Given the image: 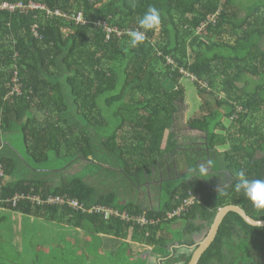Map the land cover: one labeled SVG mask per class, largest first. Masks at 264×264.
Masks as SVG:
<instances>
[{
  "label": "trees",
  "instance_id": "1",
  "mask_svg": "<svg viewBox=\"0 0 264 264\" xmlns=\"http://www.w3.org/2000/svg\"><path fill=\"white\" fill-rule=\"evenodd\" d=\"M4 1L82 11L91 22L50 17L41 9L0 8V207L108 236L117 264H188L199 245L196 235L206 236L228 204L264 220V211L234 187L240 172L264 179V0H0V5ZM149 7L160 11L161 25L133 48L127 33L139 29ZM99 21L118 31L108 38ZM15 71L20 93H11ZM185 79L195 84L198 100H188ZM181 114L185 127L205 134L203 150L179 142ZM14 132L37 165L58 158L66 165L97 160L105 163V172L113 167L132 184L162 178L168 188L158 207L147 209L132 186L104 188L77 174L55 183L30 163L20 169L15 147L2 142ZM204 158L207 171L200 176ZM169 160L170 173L159 176ZM19 171L25 175L16 176ZM22 193L27 197L14 204ZM50 195L120 215L105 218L29 197ZM141 217L149 222L140 223ZM135 243L143 249H134ZM41 254L37 242L33 258ZM198 264H264V226L229 212Z\"/></svg>",
  "mask_w": 264,
  "mask_h": 264
},
{
  "label": "rangeland",
  "instance_id": "2",
  "mask_svg": "<svg viewBox=\"0 0 264 264\" xmlns=\"http://www.w3.org/2000/svg\"><path fill=\"white\" fill-rule=\"evenodd\" d=\"M251 1V0H250ZM51 17V16H50ZM262 47L264 48V38L262 39L261 42ZM184 83L186 85V89H187V98L188 100H198V95H197V89L195 84L188 79L184 80ZM198 104V102H197ZM188 105V104H187ZM184 121H185V115L183 118V114L178 115V118H176V125H178V128H176V132L178 135V139L179 142L181 144H188L189 146H192L194 148H198V149H204L206 147V141H205V134L203 132L200 131H196V130H192L189 129L187 127H185L184 125ZM2 142H11L13 144V146L16 149V152L18 153L15 157L16 160H18V166L20 167V169H27L28 167L25 166V162L28 164L30 163V165L34 168H40L41 171L43 172V175L45 177L51 178L53 179V181L55 183H58L61 181L62 177H71L74 174H77V176H82L87 178L91 183H97V185L101 186V187H107L110 184H114V185H119L120 188H128V186H132V188L134 189L135 194H137V197H142V201L145 202L144 206L147 209H152L155 208L158 204V202H160V196L161 194H163V191H166V189L168 188V185L166 182H159L160 179L162 178H158V180L156 182H152L151 179L148 178L147 184H144L143 182L138 183V180L133 181L132 184V180H130L128 178H125V176L123 177L122 174H117V170H115L113 167L110 169L112 170V172H105V163L101 162L99 163L97 160L92 161V163L88 164L84 163V161L80 160L77 162L74 161L72 163H68L65 159L62 158H58L56 160H52L51 162H44L42 164H35L29 157L26 156L25 153V148H24V143L22 141V137L21 134L14 132L10 135H7V137L5 136V139L2 140ZM170 161V162H169ZM167 161L164 167L161 168L160 170V175H164L165 173L169 174L170 172L168 170H170L171 168V164L172 161L169 160ZM207 160L204 158V162L205 165H203L205 168H207ZM168 165V167H167ZM178 164H175L176 168H177ZM65 166L63 169L62 167ZM172 169V168H171ZM173 171H175V169H173ZM29 174H31L30 172H28ZM101 173H103L102 175H100ZM110 173V174H109ZM25 174H22L21 171H19L16 176H24ZM166 177V176H165ZM174 177V176H173ZM164 178V177H163ZM124 179V184L122 183V180ZM123 184V185H122ZM116 186V187H117ZM139 194L141 196H139ZM126 199H128V196H126ZM83 204V203H82ZM83 206L85 207V205L83 204ZM86 208V207H85ZM7 223H10L11 221V217L8 219L6 218ZM5 221V222H6ZM1 223V222H0ZM58 224V223H56ZM59 225V224H58ZM60 227H57L56 231L59 232H63V230L59 229ZM71 229V228H69ZM68 229L66 228V232L70 233V231H67ZM29 231H31V233H29V238H28V242H26L27 247L30 249L29 252V258H31L29 260L30 264H33V262H35V260L33 259V256L35 255L36 252V245L37 242L39 241V237L41 235V232H39V230H35L33 226H31L29 228ZM54 232L52 230H50L48 233L52 232L54 233V235L57 234V232ZM40 234V235H39ZM43 236V235H42ZM204 234H200V235H196V240L197 241H201L204 238ZM49 238H51V235H49ZM51 243V242H50ZM111 248L104 251V253L101 255V258L98 257H94L91 258V264L92 261L94 260L93 264H117V261L119 260V258H115L114 256V252H112ZM0 255L1 252H0ZM66 254L63 252V250L60 252V255L58 256V258H64ZM38 264H44L45 261H40L37 262ZM57 264H62L61 261H57Z\"/></svg>",
  "mask_w": 264,
  "mask_h": 264
},
{
  "label": "crops",
  "instance_id": "3",
  "mask_svg": "<svg viewBox=\"0 0 264 264\" xmlns=\"http://www.w3.org/2000/svg\"><path fill=\"white\" fill-rule=\"evenodd\" d=\"M132 195L137 196L134 192ZM139 196L141 195L139 194ZM142 200V197H138V201L141 202ZM142 202L145 204L144 201ZM157 207L158 204L155 208ZM10 217L11 221L7 223L6 218L9 219ZM0 222V252L2 254L0 255V264H30V249L26 242H28L29 233H31L29 231L31 226H33L34 231L39 230L41 232L38 246L42 252V257L33 258L36 259L33 264H38L37 262L42 260L45 261L44 264H57V261H61L62 264H82V262L83 264H91V258L101 257L104 251L107 250L108 252V249H113L112 240L103 234L97 235L64 224L58 225L55 222L25 215L4 207H0ZM57 227H60L59 229L63 232L56 231ZM66 228L70 233L65 231ZM50 230L56 231L57 234L48 233ZM133 246L137 250L143 249L136 243ZM63 249H66L63 251L66 252V255L64 258H58ZM93 262L94 260L92 264Z\"/></svg>",
  "mask_w": 264,
  "mask_h": 264
},
{
  "label": "built area",
  "instance_id": "4",
  "mask_svg": "<svg viewBox=\"0 0 264 264\" xmlns=\"http://www.w3.org/2000/svg\"><path fill=\"white\" fill-rule=\"evenodd\" d=\"M1 9H5V10H9V11H16L17 9L27 12L29 10H36V9H41L46 11L48 16L54 17V16H59V17H66L69 18L71 20H74L76 23L78 24H83V25H87L89 24L91 21L86 18L84 16V13L82 11L77 12V13H73V14H67L65 12H62L61 10H51L49 9L45 4L43 3H38L35 1H29L28 3H24V2H18V3H10L7 1H4L1 5H0ZM219 14V11L216 14H213L212 16L209 17V20H215L217 18V15ZM96 25L101 26L104 25V28L106 29L107 32V37L109 38L110 35L114 32V31H118L116 28L111 27L110 25H108L106 22L103 21H99L96 22ZM37 24L33 26V30L35 32L36 35L38 34L37 31ZM122 32H119V34H121ZM170 62H172L171 59H169ZM19 76H18V71L14 72V78L13 81H15V87L13 88V91H11V93L14 92H21V88H20V83H19ZM0 175L3 176L4 175V169L3 167L0 165ZM27 196L25 195V193L22 194H16L14 196V198L12 199L13 203L16 204L17 202H19L21 199L26 198ZM32 200L34 201H38L39 203H45V204H58V205H69L70 207L77 209V210H83V211H89V212H99V213H103L105 215V218H109L111 215H120L119 212L115 211L112 208H107V207H103V206H93L90 209H87L83 206L82 203L79 202L78 199L76 198H71L67 195H50L48 196L46 199H41V197L39 196H29ZM191 201H188L187 204H189ZM177 212L171 213V216H173L174 214H176ZM123 215V217H128L129 219H132L134 217H130L127 216V214L123 213L121 214ZM135 219V218H134ZM140 223L144 224V223H148L149 220L145 217H141L139 218ZM151 222H153L151 220Z\"/></svg>",
  "mask_w": 264,
  "mask_h": 264
},
{
  "label": "clouds",
  "instance_id": "5",
  "mask_svg": "<svg viewBox=\"0 0 264 264\" xmlns=\"http://www.w3.org/2000/svg\"><path fill=\"white\" fill-rule=\"evenodd\" d=\"M138 24L139 29L127 33L130 46L133 48L142 45L146 41V33L149 30H154L161 25L160 11L156 7H149L139 18ZM198 171L200 176H204L207 170L205 167L200 166ZM234 187L236 192H242L252 202L255 209L264 211V179H250L243 172H240Z\"/></svg>",
  "mask_w": 264,
  "mask_h": 264
},
{
  "label": "water",
  "instance_id": "6",
  "mask_svg": "<svg viewBox=\"0 0 264 264\" xmlns=\"http://www.w3.org/2000/svg\"><path fill=\"white\" fill-rule=\"evenodd\" d=\"M231 211H234V212H237L238 214H240L247 223H249L253 226H262V227L264 226V220H256V219L252 218L239 205L228 204L226 206H223L217 212V214L214 218V221H213L212 225L210 226L206 236L203 238V240H201L199 242V245L195 249V251L192 255V258L188 264H198L199 263V260L201 259L203 253L209 248V246L215 240L222 221L224 220L226 215Z\"/></svg>",
  "mask_w": 264,
  "mask_h": 264
}]
</instances>
